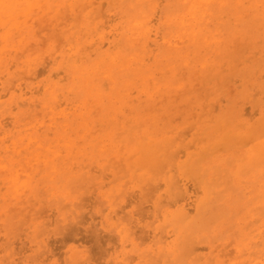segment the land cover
Here are the masks:
<instances>
[{"label":"rangeland","instance_id":"1","mask_svg":"<svg viewBox=\"0 0 264 264\" xmlns=\"http://www.w3.org/2000/svg\"><path fill=\"white\" fill-rule=\"evenodd\" d=\"M9 1L0 264H264V0Z\"/></svg>","mask_w":264,"mask_h":264},{"label":"bare ground","instance_id":"2","mask_svg":"<svg viewBox=\"0 0 264 264\" xmlns=\"http://www.w3.org/2000/svg\"><path fill=\"white\" fill-rule=\"evenodd\" d=\"M34 1V0H33ZM41 1V0H40ZM218 1V0H217ZM224 1V0H223ZM32 2V1H31ZM42 2V1H41ZM40 2V6H44L42 3ZM209 2H210V0H209ZM214 2V1H213ZM226 2V1H225ZM199 3H200V1H199ZM205 3V2H204ZM215 3H218V2H215ZM247 3H249V2H247ZM260 3V2H259ZM17 4V3H16ZM15 4V5H16ZM38 4V3H37ZM203 4V3H202ZM14 4H12V3H10V1L9 0H0V8H1V12L2 13H6V10H7V12H8V10H9V17L10 16H12V13H13V11H14V8L16 7ZM225 5V4H224ZM223 5V6H224ZM259 5V4H258ZM197 6H199V5H197ZM207 6V5H206ZM221 6V5H220ZM34 7V6H33ZM41 7V8H42ZM196 7V6H195ZM248 7V6H247ZM11 8L13 9L12 11H11ZM36 8V7H35ZM35 8H33V10L35 9ZM197 8V7H196ZM195 8V9H196ZM212 8V7H211ZM194 9V10H195ZM209 9V8H208ZM217 9V8H216ZM221 9H223V8H221ZM232 9V8H231ZM36 10V9H35ZM198 10V9H197ZM259 10H260V8H259ZM198 12H199V10H198ZM197 12V13H198ZM234 13V12H233ZM232 13V14H233ZM192 14H194V13H192ZM235 14V13H234ZM194 16H196V14L194 15ZM199 15H197V17H198ZM240 16V15H239ZM19 17H20V15H19ZM24 17V16H23ZM187 17V16H186ZM200 17V16H199ZM236 17V16H235ZM245 17V16H244ZM184 19H186V18H184ZM241 19V18H240ZM26 21V20H25ZM28 21V20H27ZM26 21V22H27ZM113 21V20H112ZM154 21V20H153ZM109 22V21H108ZM182 22H184V21H182ZM189 22V21H188ZM202 22V21H201ZM195 23H196V21H195ZM198 24H199V22H198ZM15 25H17V24H15ZM187 26V25H186ZM173 27V26H172ZM195 27V26H194ZM194 27L192 28V30L194 31ZM175 28V27H174ZM182 28H183V26H182ZM107 29V28H106ZM200 29V28H199ZM172 30V29H171ZM191 30V31H192ZM200 31V30H199ZM185 32V31H184ZM128 33V32H127ZM203 33V32H202ZM188 34V33H187ZM212 34V33H211ZM20 37V36H19ZM199 37V36H198ZM7 38V37H6ZM12 38V37H11ZM11 38H9V39H11ZM14 38V37H13ZM16 38H17V36H16ZM45 38V37H44ZM19 39V38H18ZM201 39V38H200ZM196 40V39H195ZM18 42H19V40H18ZM150 43V42H149ZM119 45V44H118ZM21 46V45H20ZM211 46V45H210ZM148 47V46H147ZM205 48V47H204ZM128 49V48H127ZM181 49V48H180ZM193 50V49H192ZM5 54V53H4ZM99 56V55H98ZM72 57V56H71ZM152 57V56H151ZM40 59V58H39ZM2 60V59H1ZM6 60V59H5ZM163 61V60H162ZM10 62V61H9ZM70 62V61H69ZM4 63V62H3ZM187 63V62H186ZM17 64H19V63H17ZM146 64V63H145ZM174 64V63H173ZM119 66H120V64H119ZM22 67V66H21ZM128 67V66H127ZM133 66H131V68H132ZM121 69V68H120ZM31 70V69H30ZM33 70V69H32ZM175 70V69H174ZM46 71V70H45ZM56 75V74H55ZM58 75V74H57ZM56 77V76H55ZM152 78V77H151ZM155 81V80H154ZM16 82V81H15ZM148 82H150V81H148ZM150 84V83H149ZM156 84V83H155ZM146 86V85H145ZM162 87V86H161ZM96 88V87H95ZM94 88V89H95ZM93 89V90H94ZM107 89V88H106ZM146 89V88H145ZM10 90V89H9ZM124 91V90H123ZM126 91V90H125ZM118 93H120V91L118 92ZM38 95V94H37ZM121 95V94H120ZM4 96V95H3ZM7 96V95H6ZM5 97V96H4ZM121 97H124V96H121ZM118 99V98H117ZM119 100V99H118ZM52 103V102H51ZM27 105V104H26ZM38 106V105H37ZM62 106V105H61ZM249 112V111H248ZM5 120H6V118H5ZM24 121V120H23ZM249 131H250V136H248V138L249 139H251V141H252V143H253V148H252V151L254 150V155H253V157H252V155L250 156V164H252L251 162L254 160V158L256 157V160H257V158H259V159H261V160H263V162H264V122L261 124V125H259L258 127H257V129H256V131H254L253 130V128L251 127L250 129H249ZM48 132V131H47ZM22 133V132H21ZM92 133V132H91ZM187 133H188V131H187ZM1 134V133H0ZM49 135V134H48ZM89 137V136H88ZM9 140V139H8ZM17 140V139H16ZM9 142V141H8ZM20 143V142H19ZM108 144H109V142H108ZM21 145V144H20ZM79 145V144H78ZM111 145V144H110ZM247 145V144H246ZM245 145V146H246ZM29 147V146H28ZM42 150V149H41ZM44 150V149H43ZM73 150V149H72ZM84 150V149H83ZM148 152H149V148H146L145 149V153H146V155H144V157H142V158H144L145 159V156H146V160H148L149 162H151V164H152V162H153V164H155V162L157 161V159H155V157L153 158L152 157V155H148ZM216 152V151H215ZM38 153V152H37ZM214 153V152H213ZM144 154V153H143ZM257 154V155H256ZM141 154H139V156H140ZM226 157V156H225ZM233 158H234V156H232ZM13 158H15V157H13ZM40 158V157H39ZM192 158V157H191ZM60 159V158H59ZM143 159V160H144ZM10 160V159H9ZM50 160H52V159H50ZM261 160H258L260 163H263ZM137 161V160H136ZM190 161H191V159H190ZM189 161V162H190ZM1 162V161H0ZM10 162H12V161H10ZM147 162V161H146ZM215 162V161H214ZM142 163V162H141ZM141 163H139V164H141ZM223 163V162H222ZM137 164V163H136ZM219 166V165H218ZM235 166V165H234ZM136 167H137V165H136ZM142 167V165L140 166V168ZM137 169H139V168H137ZM233 169V168H232ZM136 170V169H135ZM140 170V169H139ZM210 171V170H209ZM140 173V172H139ZM200 173V172H199ZM208 174V173H207ZM212 176V175H211ZM194 181V180H193ZM1 182V181H0ZM195 182V181H194ZM94 186V185H93ZM182 187V186H181ZM162 188V187H161ZM202 192V191H201ZM211 191H209L208 189H207V192H206V194L208 195L209 193H210ZM95 195V194H94ZM184 195V194H183ZM172 197H174V196H172ZM190 198V197H189ZM89 200V199H88ZM177 200H178V198L175 200V203H177ZM179 201V200H178ZM197 201H198V198H197ZM133 202V201H132ZM202 202V201H201ZM171 203V202H170ZM129 204V203H128ZM187 204V203H186ZM177 205V204H176ZM127 206V205H126ZM198 206L199 205H197V208H198ZM86 208V207H85ZM124 210V209H123ZM54 212V211H53ZM188 212H190L191 213V211L189 210L188 211V209L186 208V205L184 204V205H182L181 207H179L178 208V212H177V214H176V216H175V218H176V223L177 224H189V225H187L186 227H188V226H191L192 224H194V219H190V217H189V213ZM119 213V212H118ZM87 215H88V213H87ZM86 215V216H87ZM85 217V216H84ZM145 217V216H144ZM200 217V216H199ZM197 220V219H196ZM222 222V221H221ZM258 222H259V220H258ZM85 223V222H84ZM247 223V222H246ZM254 223H256V222H254ZM177 224H175V225H177ZM203 224V223H202ZM218 224V223H217ZM251 224V223H250ZM257 224V223H256ZM253 225V224H252ZM220 227V226H219ZM221 227H222V225H221ZM80 228V227H79ZM219 229V228H218ZM246 229H248V228H246ZM80 230V229H79ZM222 230V229H221ZM74 231H76L75 229H74ZM81 231H82V229H81ZM166 231V230H165ZM77 232V231H76ZM89 232V231H88ZM92 232V231H91ZM262 232V231H261ZM81 233V232H80ZM178 233V232H177ZM101 234V233H100ZM68 235V234H67ZM81 235V234H80ZM83 235V234H82ZM81 235V236H82ZM91 235V234H90ZM93 235V234H92ZM92 235H91V237H92ZM105 236H107V235H105ZM257 236H258V234H257ZM108 237V236H107ZM256 237V236H255ZM82 238V237H81ZM104 238V237H103ZM147 238V237H146ZM145 238V239H146ZM171 238V237H170ZM84 239V238H83ZM87 239V238H86ZM91 239V238H90ZM100 239V238H99ZM157 239V238H156ZM163 239V238H162ZM164 239H165V237H164ZM112 240V239H111ZM110 240V241H111ZM114 240V239H113ZM58 241V240H57ZM83 241V240H82ZM90 241V240H89ZM105 241H106V239H105ZM115 241V240H114ZM258 241V240H257ZM62 242V241H61ZM93 242H94V239H93ZM102 242V241H101ZM17 243V242H16ZM52 243V242H51ZM77 243V242H76ZM115 243H116V241H115ZM165 243V242H164ZM182 243V242H181ZM261 242H259V244H260ZM61 244H63V243H61ZM96 243L94 242V244L93 245H95ZM105 244V243H104ZM179 244V243H178ZM167 245V244H166ZM242 245H243V243H242ZM255 245V244H254ZM52 246V245H51ZM177 246V245H176ZM257 246V245H256ZM65 247V246H64ZM100 247V246H99ZM253 247H255V246H253ZM252 247V248H253ZM258 248H259V246H257ZM96 249V248H95ZM94 249V250H95ZM105 249V248H104ZM103 249V250H104ZM254 249V248H253ZM93 250V251H94ZM238 250V249H237ZM248 250V249H247ZM259 250V249H258ZM95 252V251H94ZM98 252V251H97ZM100 252V251H99ZM101 252H103V251H101ZM193 252H195V250L193 251ZM257 252V251H256ZM237 253V252H236ZM260 253H261V251H260ZM243 254V253H242ZM257 254V253H256ZM105 255V254H104ZM244 255V254H243ZM242 255V256H243ZM261 255H263V252L261 253ZM239 257V256H238ZM259 257V256H258ZM262 259V258H261ZM162 262V261H161ZM186 262V261H185ZM264 263V262H263Z\"/></svg>","mask_w":264,"mask_h":264}]
</instances>
